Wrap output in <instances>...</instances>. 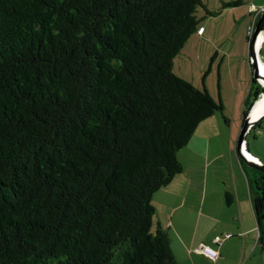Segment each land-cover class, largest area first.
<instances>
[{
    "label": "trees",
    "instance_id": "1",
    "mask_svg": "<svg viewBox=\"0 0 264 264\" xmlns=\"http://www.w3.org/2000/svg\"><path fill=\"white\" fill-rule=\"evenodd\" d=\"M202 3L0 0V264H178L152 199L198 123L223 113L172 68ZM263 91L252 77L244 114Z\"/></svg>",
    "mask_w": 264,
    "mask_h": 264
},
{
    "label": "crops",
    "instance_id": "2",
    "mask_svg": "<svg viewBox=\"0 0 264 264\" xmlns=\"http://www.w3.org/2000/svg\"><path fill=\"white\" fill-rule=\"evenodd\" d=\"M244 1L248 6L242 9L226 6L223 10L233 11V18L241 26L239 50L235 47L236 39L232 43L233 49L238 51L236 59L239 60L236 95L232 98L229 93L224 92L221 65L218 71V88L213 89L204 82L212 96L222 102L223 113L228 120L224 119L220 110L202 119L188 143L177 151L183 170L153 195V221L167 230L178 264H264V249L259 240L258 223L252 203V180L256 172L239 155L237 147V138L246 114L251 115L253 106L264 94V91L261 92L244 114L251 84L248 78L242 80L244 89L239 94L242 68L245 66L246 17L251 3L264 6V0ZM202 26L200 24L198 32L188 37H193V44L199 52L205 42V37L200 35H204L207 29L205 26L200 31ZM249 54L248 60L251 64ZM259 57L264 62V29ZM261 134H264V116L247 133L244 148L252 150L264 162V140L258 137ZM227 194L230 195L229 199ZM227 231L233 234L223 236L219 241L214 239L216 234L222 235ZM201 242L217 247L220 254L211 258L201 252L198 249Z\"/></svg>",
    "mask_w": 264,
    "mask_h": 264
},
{
    "label": "rangeland",
    "instance_id": "3",
    "mask_svg": "<svg viewBox=\"0 0 264 264\" xmlns=\"http://www.w3.org/2000/svg\"><path fill=\"white\" fill-rule=\"evenodd\" d=\"M202 2L203 3L199 4L196 8V15L199 19L198 25L202 24L203 28L207 26L205 34L200 35L201 37H205L203 47L199 52L197 47L193 44V37L188 38L185 41L186 45L174 56L172 68L177 75L189 80L200 88L206 87L204 83L206 82L210 84L213 89L214 87L217 89L219 78L218 71L219 65H221L223 90L234 98L237 90L236 82L239 60L236 59L238 51L233 49L232 43L236 39L235 42L237 44L235 43V47L239 50L241 45V26L240 23L233 18L231 14L233 11H223L226 9V6L224 7L222 5L223 0H202ZM244 2L243 4L233 5V7L237 10L248 6V3ZM195 32L198 31L196 30L193 33ZM244 40L245 66L242 68L239 94L244 89L242 80L248 78V81H252L253 77L252 67H250L251 64L248 60L249 39L245 37ZM247 64L248 67H246ZM258 137H262L264 140V134ZM250 151L255 154L252 150ZM155 226L156 221L154 220L152 228L154 229Z\"/></svg>",
    "mask_w": 264,
    "mask_h": 264
},
{
    "label": "water",
    "instance_id": "4",
    "mask_svg": "<svg viewBox=\"0 0 264 264\" xmlns=\"http://www.w3.org/2000/svg\"><path fill=\"white\" fill-rule=\"evenodd\" d=\"M264 28V9L262 10L258 21L256 23L254 34L252 35L251 39L249 40V53L252 56L251 64H252V73L254 78H258L264 76L259 70L258 62H257V52H256V43L258 33ZM264 85V84H263ZM261 117L252 118L250 113H247L242 126L240 128V132L237 138V147L239 155L249 164L255 166L264 171V162L261 161L257 156L252 154L247 147H243V142L246 139L247 133L251 130V127L255 125L260 118L264 116V112L261 114ZM251 156H250V155Z\"/></svg>",
    "mask_w": 264,
    "mask_h": 264
},
{
    "label": "built area",
    "instance_id": "5",
    "mask_svg": "<svg viewBox=\"0 0 264 264\" xmlns=\"http://www.w3.org/2000/svg\"><path fill=\"white\" fill-rule=\"evenodd\" d=\"M263 9H264V6H256L254 3H251L249 5V11H248V15L246 17V25H245V34H246V36L248 37L249 40L251 39L252 35L254 34L256 23H257V16ZM202 29H203V27L200 28L201 31H202ZM263 29L258 33L257 43H256L257 62H258V66H259L260 72L262 71L261 67H264V62L259 57V43H260L261 38H262ZM260 35H261V37H260ZM249 58H250V62H251L252 56L250 54H249ZM257 80L259 82H261L260 77H258ZM261 116L262 115H260L259 117H261ZM244 144H245V140L243 142V147H244ZM231 235H232V232L231 231H227V232H225L222 235L221 234H216L214 236V239L216 241H219L221 238H223V236L224 237H228V236H231ZM198 249L201 252H203L206 255H208L209 257H211V258H216L220 254L219 249L217 247L209 244V243L201 242L199 244V246H198Z\"/></svg>",
    "mask_w": 264,
    "mask_h": 264
},
{
    "label": "bare ground",
    "instance_id": "6",
    "mask_svg": "<svg viewBox=\"0 0 264 264\" xmlns=\"http://www.w3.org/2000/svg\"><path fill=\"white\" fill-rule=\"evenodd\" d=\"M260 37H261V35H260ZM259 45H260V43H259ZM261 70H262L261 73L264 74V67H261ZM260 80H261L262 84H264V76H261ZM263 112H264V99L261 103H259V105H257L255 108L252 109L251 117L252 118H255L257 116L259 117V115H261Z\"/></svg>",
    "mask_w": 264,
    "mask_h": 264
},
{
    "label": "clouds",
    "instance_id": "7",
    "mask_svg": "<svg viewBox=\"0 0 264 264\" xmlns=\"http://www.w3.org/2000/svg\"><path fill=\"white\" fill-rule=\"evenodd\" d=\"M261 83V82H260Z\"/></svg>",
    "mask_w": 264,
    "mask_h": 264
}]
</instances>
